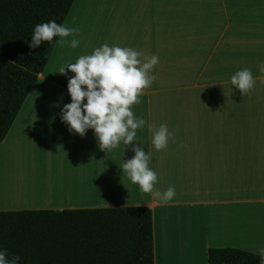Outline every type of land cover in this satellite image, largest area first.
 I'll return each instance as SVG.
<instances>
[{
	"label": "crops",
	"instance_id": "0c3cea01",
	"mask_svg": "<svg viewBox=\"0 0 264 264\" xmlns=\"http://www.w3.org/2000/svg\"><path fill=\"white\" fill-rule=\"evenodd\" d=\"M0 166V211L149 207L155 264L264 256V0H74Z\"/></svg>",
	"mask_w": 264,
	"mask_h": 264
},
{
	"label": "trees",
	"instance_id": "16d2710c",
	"mask_svg": "<svg viewBox=\"0 0 264 264\" xmlns=\"http://www.w3.org/2000/svg\"><path fill=\"white\" fill-rule=\"evenodd\" d=\"M74 0H0V142L51 56ZM210 264H264L210 248ZM0 264H155L147 206L0 211Z\"/></svg>",
	"mask_w": 264,
	"mask_h": 264
},
{
	"label": "rangeland",
	"instance_id": "374dc122",
	"mask_svg": "<svg viewBox=\"0 0 264 264\" xmlns=\"http://www.w3.org/2000/svg\"><path fill=\"white\" fill-rule=\"evenodd\" d=\"M235 87H236V83L232 82L231 80H224V81H221V83H217V102H228L229 98H227L225 94L227 92L226 90L232 89ZM0 168H2V166H0ZM0 179L2 180V178ZM1 180H0V184L2 183Z\"/></svg>",
	"mask_w": 264,
	"mask_h": 264
}]
</instances>
